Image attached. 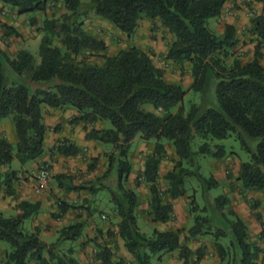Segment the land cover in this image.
<instances>
[{"label": "trees", "instance_id": "1", "mask_svg": "<svg viewBox=\"0 0 264 264\" xmlns=\"http://www.w3.org/2000/svg\"><path fill=\"white\" fill-rule=\"evenodd\" d=\"M49 1L0 0V4L19 15H31L30 24L36 26L39 22L34 16L47 13ZM52 1L62 3L66 12L58 18L46 17L40 24L43 37L39 64L27 50H19L11 57L0 47V124L11 120L17 137L14 144L0 139V193L5 190L7 195L13 194V184L19 179L17 171L11 169L14 162L25 166L45 154V109L73 108L79 115L71 123L85 124L86 140L112 144L115 150L108 155L105 174L96 182L73 186L66 175H58L56 180L68 192L87 190L94 195L102 189L109 191L111 211L118 220L117 235L135 264H152L155 256L175 251H179L185 264L204 259L206 248L194 253L183 243L180 230L155 229L149 236L138 225L141 213L154 223L173 221V202L186 196L188 178L197 180L206 202L201 209L195 195L190 200L194 225L188 238L211 236L222 264H264V249L251 240L243 219L235 211L225 213L231 205L229 197L220 195L213 203L209 201L208 194L220 183L213 175L201 173L198 160L200 156L225 159L226 147L216 141L235 137L249 155L235 179L239 192L246 195L255 191L264 196V8L251 17V32L257 41L255 57L243 63L233 52L237 28L227 25L219 35L208 24L221 15L226 0H90L88 6L83 0ZM256 1L264 7V0ZM89 13L129 38L136 34L142 20L158 21L173 36L165 59L182 72L189 66L190 87L169 82L150 50L133 45L108 55L106 42L85 29ZM4 27L7 37L19 36L12 26L6 23ZM85 53L102 57L103 63L89 61L82 57ZM189 92L201 94L202 101L187 110L184 99ZM146 105L152 110H145ZM106 122L110 128H95ZM138 137L156 141L140 176L150 191L145 211H141L139 193L129 187L134 171L129 157L131 143ZM196 138L204 141L197 152L192 146ZM165 142L172 144L177 160L174 170L165 175L162 190L159 182L161 163L167 154ZM53 152L64 157L81 154L68 139L61 140ZM93 169L89 167V171ZM106 180L108 184H103ZM261 204L254 201L250 207L255 210ZM59 206L62 214L71 207L64 201ZM18 208L21 213L17 216L0 215V242L11 248L0 258V264H82L75 250H65V246L84 237L85 222L63 227L57 241L48 244L41 239L39 229L27 232L24 228L25 221L39 213L40 204L22 202ZM108 236L113 238L115 234L108 232ZM222 239H229L228 247L221 243ZM260 239L264 241V229ZM90 242L97 244L100 264H129L117 259L115 251L100 243L99 237Z\"/></svg>", "mask_w": 264, "mask_h": 264}, {"label": "crops", "instance_id": "2", "mask_svg": "<svg viewBox=\"0 0 264 264\" xmlns=\"http://www.w3.org/2000/svg\"><path fill=\"white\" fill-rule=\"evenodd\" d=\"M0 6L3 5L0 4ZM263 8V4L257 2L256 0H226L221 15L218 18L211 19L214 20L213 26H211L212 30L219 35H222L225 32V27L227 25H233L237 28V44L233 48V52L235 53V57L243 63H248L253 60L255 57V49L257 44L256 36H254L251 32L253 25L251 22L250 13L253 12L255 14H260L262 13ZM11 11L16 13L12 9ZM18 16L19 14L6 20V23L9 26L15 28L17 31H19V27L24 26ZM111 29L116 31L120 37L129 38L119 32L113 26ZM165 37H168V39L166 40ZM129 39L133 40V44L140 47L141 49L145 51H152V53H155L157 57L160 54H163L166 57L168 52V44L170 41H172L173 36L163 29L159 25L158 21H150L145 19L140 22L136 34ZM104 41L108 45V40ZM22 50H25V48H22ZM261 54V63L264 66V42L262 44ZM154 62L156 63L157 61L155 60ZM230 62L231 60L229 63ZM99 63H103L102 58L99 59ZM78 115V112L73 108H46L44 115V123L47 127L45 154L38 160L30 162L25 166H21L18 162H14L12 164L13 170H21V174L26 173L24 175L27 177L28 173L33 174L39 168L43 167L44 164H48L52 168L53 177H57L58 175L69 176L71 180H68L71 181L73 186H83L74 177L75 173L79 170H82L87 175V180H95V178L102 174V172L105 170L104 168L102 169L101 164L104 163H102V160L104 159V155L108 150L105 151L102 144L86 140V131L84 129L85 124L71 123V121ZM88 127L89 129L92 128L90 125H88ZM95 128H107L106 123H98L95 125ZM1 138H6L13 144L17 141L14 126L9 120H4L0 124V139ZM63 139H68L69 141L73 142L81 150V154L76 157H64L57 154L56 152H53V148ZM85 155H87L90 159L98 158L100 162L99 168L89 171L88 163L85 162L83 158ZM228 160H232V158H229ZM236 162L237 165L235 166L234 172L237 177L242 162L240 160H236ZM218 166L219 167L214 169L212 175L219 181V187L231 200V205L233 206L235 213L246 223L249 229L251 240L253 242L259 240L261 232L264 229V225H262V223H264L263 194L250 191L246 195H242L239 192V188L237 190H233L232 192L231 190L233 187L236 188V185L239 186V184H231V181L227 179L225 172L222 171L221 166ZM142 170H144V168ZM21 174H18V178L21 177ZM136 175L137 172L133 171L130 176L129 187L131 188L134 187L133 183L135 181ZM141 190L142 188L136 191L141 192ZM98 193L94 195H98ZM52 194L58 197L60 200L55 201ZM143 195L144 197L141 211H145L149 207L150 191L148 188L145 187L143 189ZM92 197L93 194L87 190L68 192L65 186L63 187L59 184L55 185L53 191L51 192L47 191V189L38 192L37 183L35 180H30V182H25L24 184H18L16 181L13 184L12 195H7L5 190L0 193V204L2 205V212L0 215L2 214L5 216L6 213L9 215L6 217H14L21 213L18 205L22 202L39 203V213L27 220H31L30 232H35L36 229H39L41 231L40 237L44 242L48 244L55 243L59 238L60 229L74 224L81 219L86 223L84 237L77 242H70V244L67 242L66 245L72 247L75 250V256L82 264H100L99 260H97L99 249L96 246L94 247L95 242H90L92 239L97 237H99L100 243L107 244L109 248H112L115 251L117 259H124L129 264H135L133 257L127 252L124 242L117 235L116 223L118 220L115 219L113 214L108 216L104 215L103 212L100 213L102 214L101 218L105 217L104 219H106V216H108L107 220H110L109 223L104 224L103 221L97 219L95 214L99 213L98 206L97 202L92 201ZM252 200L260 201L263 204H261L259 208L252 210L250 207V202ZM60 201H64L66 204L71 206L64 214L61 213L59 206ZM173 203L174 212L178 219L177 222L160 224L152 222L151 217H147L141 212L140 216L146 219V221L152 227H155V229L159 231L180 230L184 228V222L186 223V210L184 207L181 208L182 206L178 204L177 200H175ZM258 216H260L261 220L258 219ZM47 226H50L51 228L47 229ZM108 232L114 233L115 237L109 238ZM202 244L206 248L205 257L197 264H212L210 262L211 258L209 257L212 252H215L214 248L212 247L214 242L210 241L209 238H202L198 245L199 247L196 248L193 247L191 242H187L186 245L190 247L194 253H196ZM168 256H170L171 264H185L184 260L180 257L179 251L169 253ZM159 260H162V255L159 256ZM30 264L37 263L31 262ZM215 264H220V261L215 260Z\"/></svg>", "mask_w": 264, "mask_h": 264}, {"label": "rangeland", "instance_id": "3", "mask_svg": "<svg viewBox=\"0 0 264 264\" xmlns=\"http://www.w3.org/2000/svg\"><path fill=\"white\" fill-rule=\"evenodd\" d=\"M84 4L86 6H88L90 4V0H83ZM4 12V13H3ZM66 12V10L64 9L62 3H57L55 4L52 0L49 1L48 4V10L47 13L45 14H36L34 17H36V19L38 20L39 24L38 25H31L30 24V17L31 15H19L18 18H20L21 23L24 26L19 27V36H12V37H7L5 32V25H6V20L9 18H13V16H16L18 14L13 13L11 11V8H6L3 6H0V47L1 49H3L6 53H8L11 57H14L16 55V51L18 52L19 50H22V48H25V50L29 51L35 58L36 63L39 64L41 61L40 58V54H39V50H40V45H41V39L43 37V34L40 30L41 28V23L42 21L46 18V17H60L61 15H63ZM3 13V14H2ZM213 21L214 20H209L208 24L209 27L212 29L211 26H213ZM85 29L88 33L90 34H95L97 35L99 38H102L103 40H108V50H107V54L108 55H116L118 54L122 49H125L129 46H133L135 44H133V40L126 38V37H120L116 31H113L111 29L112 26H110L111 24L103 21L99 18H97L93 13H89L88 17L85 18ZM162 35H164L163 33H161ZM165 39L167 40L168 37H165ZM132 42V43H131ZM58 43V42H57ZM131 43V44H130ZM136 46V45H135ZM152 52V51H151ZM86 59L90 58L89 61L92 62H99V59H101L102 57L100 56H90L88 53H85L84 56H82ZM153 58L154 61L156 60L157 62V66L161 67L164 71H165V77L169 82H174V83H181L185 88H189L191 83H192V78H191V73H190V68L188 65L185 66V68L183 69V72L181 71L180 67L176 66L175 64L169 63L166 61L165 59V55H157L155 53H153ZM202 101V95L199 93H195V92H189L185 99H184V106L185 108L188 110L190 109V107L192 106V104H200ZM144 109L147 111H151L152 107L149 105L144 106ZM11 122V120H9ZM106 127L110 128L111 124L109 122H106ZM156 141L155 140H151V141H145L142 140L140 137H138L137 139H135L132 143H131V150H130V161L134 167V171L137 172L135 181L133 183V189L138 190L140 188H142L141 192H138L141 200L143 201V189L146 187L149 189L148 185L144 182L143 178L141 179L140 176H142V173L144 172V170H142L143 168L145 169V163L147 161V158L153 154L154 152V146H155ZM204 143V141L200 138H196L195 141L193 142V150L195 152H197L199 150V147ZM217 144H222L226 147L227 150V157L223 160H217L214 159L212 157L206 156H200L198 158L199 163H200V170L201 173L206 176V177H210L213 174V171L215 168L219 167L218 165L221 166V169L223 172H225L226 177L228 180L231 181V184L236 185L237 182L235 181L236 179V175H235V166L237 165L236 160H240L241 162H247L249 161V155L243 150L241 144L239 141H237L235 139V137H231L228 138L226 140L223 141H216ZM215 144V143H213ZM105 151H107L104 155V159L102 160L101 166L102 169L104 168L105 170L102 172V174H100L98 177L95 178V180H87V175L82 171L79 170L75 173V179L77 181L80 182L81 185H86L89 183H93L96 182L97 179L102 178L103 175L105 174L107 168H108V155L111 154L112 152H114V146L112 144H102ZM166 145V149H167V154L166 157L164 158L163 162L161 163V167H160V188L162 190L165 189V181H164V177L165 175L174 170L175 165H176V155H175V150L172 146V144L165 142ZM84 161L88 163V170L90 166H94V169H98L100 162L98 158H92L90 159L87 155H85L84 157ZM229 158H232V160H228ZM238 158V159H237ZM44 166H47L48 169L50 170L51 173V177L47 183V187L45 188V190L47 189V191H53L54 186L59 184L60 181L56 180V177H53L52 175V168L50 165L48 164H44ZM4 171H6L7 167L3 168ZM12 169V167H11ZM40 169V168H39ZM38 169V170H39ZM35 171L33 174H27V177L24 175L26 173H22L21 174V170H15L17 171L18 174H21V177H19V179L17 180L18 184H24L25 182H30V180H35L34 179V175L35 173L38 172ZM31 178V179H30ZM91 179V178H90ZM113 180V179H112ZM91 181V182H90ZM188 184H187V194L186 196L178 199V204H180L184 209L186 210V218L184 222V228L180 229L181 231V238L183 239V243L187 244V242H191L193 247H199V243L200 240L202 238H209L210 241H213V238L210 236H206V237H199L197 239H189L188 238V231L189 229L194 225V216L190 213L189 210V203L190 200L192 199V197L195 198L200 206V208H204L206 205V202L204 201V199L202 198V195L200 194V186L199 183L197 182V180L195 178H188L187 180ZM103 184H108L107 180L103 183ZM239 188V186L236 185V188L233 187V189L231 190L233 192V190H237ZM44 190V189H43ZM53 193V192H52ZM53 195V194H52ZM220 195H225V193L223 192V190L219 187L217 189L212 190L209 194H208V199L211 203L214 202V199ZM54 196V195H53ZM54 200H60L58 199V197L54 196ZM92 201L97 202V206H98V212L96 213L95 216L97 219L103 221V223H109L110 220H107L108 216H110L111 214H113L112 210V203H111V195L109 193L108 190L106 189H102L98 195H93L92 197ZM254 200H252L250 202L253 203ZM2 205L0 204V213L2 212ZM111 211V212H110ZM231 211H234L233 206L230 205L228 208L225 209V213H227L229 215V213ZM101 212H103L104 215H108L106 216V219H104L105 217L101 218L100 214ZM89 213V212H88ZM202 215H207L206 213L201 212ZM5 216H9L5 213ZM81 220V219H80ZM77 221V222H85L84 220L81 221ZM113 220V219H112ZM177 216L174 214V220L171 222H177ZM182 220V219H181ZM188 221V222H187ZM138 225L139 228L142 232L146 233L147 235H152L155 227H152L147 221L146 219H144L142 216H139L138 219ZM30 226H31V220H27L25 222L24 228L25 231L30 232ZM51 228L50 226H47V229ZM60 231V230H59ZM70 244V242H68ZM221 243L224 246L229 245V239H222ZM256 244H258L260 246V248L264 249V241L262 239L256 240L255 241ZM94 247L97 245L96 243H94ZM97 247V246H96ZM201 247H205L203 246V244L200 246ZM214 248V245L212 246ZM69 246L66 245L65 246V250L68 249ZM199 248V249H200ZM11 250L9 244L5 243V242H0V258H3V256L6 254V252H9ZM215 251V249H214ZM169 253H165L162 255V260H159V256H155L152 260V264H171L170 263V256H168ZM211 258V263L215 264V260H219L220 264L221 260L220 257L218 256V253L212 252V254L210 255ZM196 257H194L192 260L195 261Z\"/></svg>", "mask_w": 264, "mask_h": 264}, {"label": "built area", "instance_id": "4", "mask_svg": "<svg viewBox=\"0 0 264 264\" xmlns=\"http://www.w3.org/2000/svg\"><path fill=\"white\" fill-rule=\"evenodd\" d=\"M254 13H250V16L252 17ZM51 177L50 170L48 167H41L37 173L34 175V179L37 183V191L40 192L41 190L45 189L47 187V183Z\"/></svg>", "mask_w": 264, "mask_h": 264}]
</instances>
